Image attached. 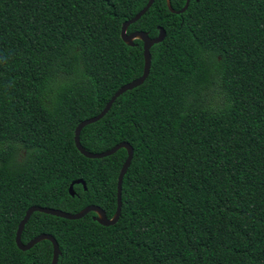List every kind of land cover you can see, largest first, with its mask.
I'll list each match as a JSON object with an SVG mask.
<instances>
[{
	"label": "trees",
	"instance_id": "1",
	"mask_svg": "<svg viewBox=\"0 0 264 264\" xmlns=\"http://www.w3.org/2000/svg\"><path fill=\"white\" fill-rule=\"evenodd\" d=\"M147 2L0 0V264L51 263L49 241L15 244L31 206L113 218L126 150L87 159L74 130L142 75V43L120 31ZM185 3L155 0L129 26L165 31L149 75L80 133L91 153L133 148L117 222L33 213L24 227L23 244L56 240L57 264H264V0L176 14Z\"/></svg>",
	"mask_w": 264,
	"mask_h": 264
},
{
	"label": "water",
	"instance_id": "2",
	"mask_svg": "<svg viewBox=\"0 0 264 264\" xmlns=\"http://www.w3.org/2000/svg\"><path fill=\"white\" fill-rule=\"evenodd\" d=\"M154 1L155 0H148L146 6L142 10H140L131 20H128L122 24L121 31H120L121 40L126 45L133 46L135 40H138L142 43L143 61H144L142 75L139 78L121 87L117 92L114 93L111 99L106 103L103 110L97 116L81 121L74 130V145L77 151L87 159H103V158L112 156L113 154H115L117 151L121 149L126 150L127 157L121 167V170L119 172V176L117 179V207H116V211H115L113 218L108 219L105 213L103 212V210H101V208L97 206H88L76 214H70V213L57 210V209H53V208H43L39 206H31L30 208L26 210L24 217L18 224V227L16 230L15 244L20 251L26 252L32 249L35 245H37L38 243L42 241H49L52 244V248H53L52 261L50 264H57L58 259L61 255V252L59 250V246L56 240L51 235H48V234H41L31 239L26 244L22 243L21 236H22L24 227L33 213H42L45 215H50L53 217L62 218L65 220H72V221L80 220L90 213H95L96 217H93V220L97 221L99 224L105 227L114 225L119 219V216L121 213V206H122V201H121L122 182H123V178L133 158V148L131 147L130 144L126 142H122V143L115 145L114 147H112L111 149L107 151H104L101 153H91V152L86 151L80 144V133L83 130V128H85L86 126L94 124L98 122L99 120H101L107 114V112L110 110L114 101L120 95H122L126 91H130L132 89H135L141 86L144 83V81L147 79L149 75L150 67H151L150 49L155 44H158L164 40L165 31L162 28H159L158 35L155 38H150L148 34L145 32L138 31V32H132L128 34L127 30L130 25L137 22L148 11V9L152 6ZM189 1L190 0H186L185 6L180 11L176 12V14L184 12L189 5ZM196 1H199V0H196ZM167 5L169 6V0H167ZM74 185H82L85 189V183L82 180H77V181L72 182L69 186V194L72 197L75 195L74 190H73Z\"/></svg>",
	"mask_w": 264,
	"mask_h": 264
}]
</instances>
